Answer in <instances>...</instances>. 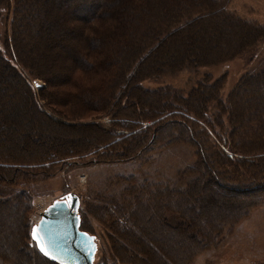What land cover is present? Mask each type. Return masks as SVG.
I'll use <instances>...</instances> for the list:
<instances>
[{
    "label": "trees",
    "instance_id": "trees-1",
    "mask_svg": "<svg viewBox=\"0 0 264 264\" xmlns=\"http://www.w3.org/2000/svg\"><path fill=\"white\" fill-rule=\"evenodd\" d=\"M13 2L15 17L10 46L16 60L0 52V66L5 71L3 75L0 71V80L7 82L9 90L17 83L13 92L19 102L13 106L9 103L13 111L2 116L0 129L16 131L20 122L34 126L31 132L50 138L48 142H38L36 149L53 148L54 153H57L56 145L62 142L56 133L63 128L86 130L87 134H76L73 147L78 151L73 147L65 149L70 156L120 148L116 160L135 158L158 138L156 134L148 136L150 126L135 131L143 125L140 120L154 121L166 114L162 112L166 105L159 89L147 90L142 86L143 81L187 67L226 63L253 50L264 40V27L231 13L227 8L229 0ZM36 79L44 81L45 87L37 90L33 85ZM217 85H199L193 90L199 94L202 108L209 107L207 92ZM236 93L235 99L243 107V118L248 117L251 122L258 118L263 122L264 70L243 76ZM184 102L192 111L187 100ZM51 106L57 110L50 112ZM98 115L111 118L89 123L79 121ZM157 121L153 123L154 132ZM167 122L171 123L165 125H178L189 132L184 121L175 118ZM101 134L112 137L99 141ZM261 137L264 138L263 133ZM247 138L250 144L258 146L259 135ZM10 141L12 146H18L16 138ZM220 144L225 151V140ZM80 146L86 150L81 151ZM197 150L199 160L193 169L196 176L189 177L186 186H164L152 204H134L130 217L121 218L120 224L113 227L118 237L110 239L115 245L114 258L121 260L120 264H188L197 252L213 242L212 236L221 231L225 220L239 219L245 215L246 206L255 204L254 198L264 190V183L259 184L256 177L244 181L243 185L228 183L223 175L215 172L204 152ZM261 150L264 152L259 147L256 151ZM228 156L231 158V154ZM39 161L49 160L40 158ZM15 164L19 163H0V170L18 171ZM0 179L5 181L1 175ZM244 194L252 198L246 205H243L247 198ZM1 196L6 195H0V209L9 201V197ZM219 210L223 213L211 216ZM32 226L28 229L29 241ZM80 229L92 234L83 227L82 216ZM30 242L39 257L53 263ZM117 243L121 252L116 248ZM170 250L174 252L170 254Z\"/></svg>",
    "mask_w": 264,
    "mask_h": 264
},
{
    "label": "rangeland",
    "instance_id": "rangeland-1",
    "mask_svg": "<svg viewBox=\"0 0 264 264\" xmlns=\"http://www.w3.org/2000/svg\"><path fill=\"white\" fill-rule=\"evenodd\" d=\"M14 6L13 0H0V52L6 58L16 60L15 51L10 46ZM227 8L241 19L264 27V0H229ZM262 70L264 40L253 50L226 63L210 67H187L143 81L142 86L147 90L159 89L166 105L162 112L166 114L154 121L140 120L143 125L135 131L150 126L148 136L156 134L158 138L128 161L116 160L120 148H112L111 152L99 151L98 154L68 155L65 149L75 145L74 141L78 137L76 134H87L84 129L63 128L56 133L55 136L62 139L55 147L57 153H54L53 148L36 149L38 142H48L50 138L39 132H31L34 126L20 122L16 131L0 129V163H19L15 164L18 171L0 170L5 180L3 182L0 179V195H6L1 196L3 199L9 197L8 203L1 205L0 209V264H58L50 259L53 263L43 260L30 247L32 238L29 241L28 229L37 223L46 206L70 192L79 196L83 227L96 237L94 264H120L121 260L114 258L115 245L111 239H117L118 235L113 227L120 224L121 218L130 217L129 212L133 210L134 204H152L164 186L182 187L189 177H195L193 169L199 160L198 148L226 182L243 185L244 181L256 177L259 184L264 183L261 180L264 177V152L256 151L258 147L264 149V144H261V139L264 140L261 137L264 134V121L254 118L255 121L251 122L248 117L243 118L242 104L235 99L238 95L235 90L241 78ZM0 71L2 75L5 74L3 68ZM36 81L44 84L40 88L34 86L37 90L45 87L44 81ZM215 83L218 84V90L217 86L214 90H208L209 107L202 108L197 98L199 94L193 93V90L199 85L214 86ZM16 85L13 83L9 90L7 82L0 80V119L13 111L9 103L13 106L19 102L17 94L13 92ZM173 91L177 93L173 95ZM39 96L40 102L44 104L40 93ZM184 100L193 107L192 111ZM55 107H49L50 112L57 110ZM106 117L111 118L98 115L96 118L79 121L97 122ZM175 118L184 121L189 132L178 125H165L171 123L168 120ZM156 121L159 124L154 132L153 123ZM232 130L233 136H230ZM250 135H259L258 146L250 144L247 138ZM99 136V141L110 140L112 137L111 134ZM15 138L20 148L12 146L10 140ZM221 140L226 142L225 151L220 144ZM248 147H251L250 150ZM79 149L83 151L86 147L80 146ZM260 155L263 157L256 158ZM40 158L49 161L38 163ZM253 159L256 160L253 162L255 165L251 163ZM244 195L248 198L249 194ZM247 198L243 205L252 199ZM254 199L256 202L252 207L246 206L245 215L237 220H225L221 231L212 236L213 242L197 252L188 264H264V190ZM222 213L219 210L211 216ZM119 247L117 243L116 248L121 252ZM172 252L170 250L169 253Z\"/></svg>",
    "mask_w": 264,
    "mask_h": 264
},
{
    "label": "water",
    "instance_id": "water-1",
    "mask_svg": "<svg viewBox=\"0 0 264 264\" xmlns=\"http://www.w3.org/2000/svg\"><path fill=\"white\" fill-rule=\"evenodd\" d=\"M34 86L40 88L44 84L35 81ZM57 202H60V207L53 210L52 206ZM79 207V196L73 192L65 194L50 203L37 223L32 226L31 238L38 251L43 254L37 240L32 237L34 227H38L39 244L45 246L51 255L57 258L54 261L50 256L43 254L48 259L60 264H94L97 249L96 237L80 229Z\"/></svg>",
    "mask_w": 264,
    "mask_h": 264
},
{
    "label": "snow or ice",
    "instance_id": "snow-or-ice-1",
    "mask_svg": "<svg viewBox=\"0 0 264 264\" xmlns=\"http://www.w3.org/2000/svg\"><path fill=\"white\" fill-rule=\"evenodd\" d=\"M69 199H71V197H69ZM58 207H60V202H57L56 204H54V205L52 206V209L54 210V209H56V208H58ZM69 207H72V205H69ZM37 231H38V227H34V228H33V231H32V237H33V239H34V240H37V243H38V246L40 247L41 252H42L44 255H46V256H50L51 259H53V260L55 261V260L57 259L56 256L51 255V253L47 250V248H46L45 246L39 244V239H38V237H37ZM93 239H94V238H93Z\"/></svg>",
    "mask_w": 264,
    "mask_h": 264
},
{
    "label": "bare ground",
    "instance_id": "bare-ground-1",
    "mask_svg": "<svg viewBox=\"0 0 264 264\" xmlns=\"http://www.w3.org/2000/svg\"><path fill=\"white\" fill-rule=\"evenodd\" d=\"M40 216H41V215H40ZM39 218H40V217H38L37 221L39 220ZM37 221H36V222H37Z\"/></svg>",
    "mask_w": 264,
    "mask_h": 264
},
{
    "label": "built area",
    "instance_id": "built-area-1",
    "mask_svg": "<svg viewBox=\"0 0 264 264\" xmlns=\"http://www.w3.org/2000/svg\"><path fill=\"white\" fill-rule=\"evenodd\" d=\"M47 208V206L45 207V209Z\"/></svg>",
    "mask_w": 264,
    "mask_h": 264
}]
</instances>
